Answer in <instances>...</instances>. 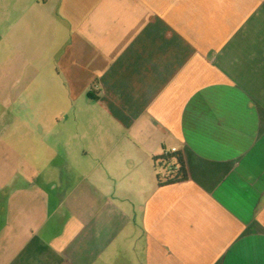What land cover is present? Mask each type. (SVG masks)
<instances>
[{
    "label": "crops",
    "instance_id": "crops-1",
    "mask_svg": "<svg viewBox=\"0 0 264 264\" xmlns=\"http://www.w3.org/2000/svg\"><path fill=\"white\" fill-rule=\"evenodd\" d=\"M51 110L0 154V264H264V0H0L7 145Z\"/></svg>",
    "mask_w": 264,
    "mask_h": 264
},
{
    "label": "rangeland",
    "instance_id": "rangeland-1",
    "mask_svg": "<svg viewBox=\"0 0 264 264\" xmlns=\"http://www.w3.org/2000/svg\"><path fill=\"white\" fill-rule=\"evenodd\" d=\"M28 114H30L29 118L31 119L28 122L30 123L29 128H27L26 126L23 128L22 123L16 122L14 126L9 130V132H11V135L9 137L12 136L13 142H14V144L12 145L10 144V146L7 145V140H6L7 133H5L6 130L5 129L2 130L3 128L0 127V130H2L0 133V136L2 135L0 137V154L1 153H4V154L8 153L9 155L14 154V157H16V160L13 161L14 162L13 164H15L14 166H19L21 164L23 165L20 158L26 153L32 152L33 150L39 151L38 146L40 145H38L37 141L41 135L40 133H42L43 130L41 129L40 131V123H37L38 118L41 121L46 122L47 125L44 127L45 133L46 135H48V137L53 139L55 138L59 124L61 123L62 120H64V117H66L67 119H71L73 117L72 112H64L63 113L64 117L62 118L60 116V113L55 110L47 111L45 113H42V112L39 113V112L32 111V112L27 113V115ZM4 126H6V123ZM42 134H44V132ZM24 137L25 139L22 140ZM41 137H43V135ZM54 147L50 154L52 157L51 162L47 163L45 167H42L43 169H41V173L43 172L45 173L46 170L55 171L54 169H56L55 167L56 164L60 163L61 156L59 152L57 151V149ZM48 175H50V173H48Z\"/></svg>",
    "mask_w": 264,
    "mask_h": 264
},
{
    "label": "trees",
    "instance_id": "trees-1",
    "mask_svg": "<svg viewBox=\"0 0 264 264\" xmlns=\"http://www.w3.org/2000/svg\"><path fill=\"white\" fill-rule=\"evenodd\" d=\"M153 163L158 170L156 178L159 186L176 184L187 179L182 154L179 151H165L161 156L155 157Z\"/></svg>",
    "mask_w": 264,
    "mask_h": 264
},
{
    "label": "built area",
    "instance_id": "built-area-1",
    "mask_svg": "<svg viewBox=\"0 0 264 264\" xmlns=\"http://www.w3.org/2000/svg\"><path fill=\"white\" fill-rule=\"evenodd\" d=\"M176 151V149L175 148H171L170 150H169V152H175ZM167 152V151H166Z\"/></svg>",
    "mask_w": 264,
    "mask_h": 264
}]
</instances>
